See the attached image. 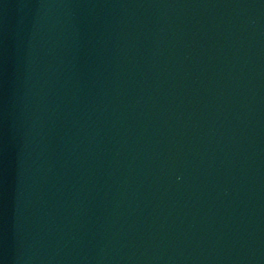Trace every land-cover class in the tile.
Listing matches in <instances>:
<instances>
[{"label":"water","instance_id":"95a60500","mask_svg":"<svg viewBox=\"0 0 264 264\" xmlns=\"http://www.w3.org/2000/svg\"><path fill=\"white\" fill-rule=\"evenodd\" d=\"M0 264H264V0H0Z\"/></svg>","mask_w":264,"mask_h":264}]
</instances>
